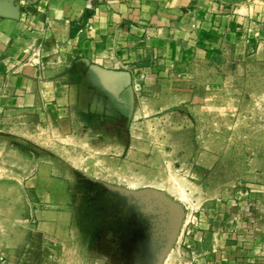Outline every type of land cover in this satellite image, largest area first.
<instances>
[{
  "label": "crops",
  "instance_id": "obj_1",
  "mask_svg": "<svg viewBox=\"0 0 264 264\" xmlns=\"http://www.w3.org/2000/svg\"><path fill=\"white\" fill-rule=\"evenodd\" d=\"M219 69L254 72L258 88L236 93L255 104L240 105L238 115H253L260 131L264 0H0V131L22 143L8 153L15 166L0 185V196L16 197L0 212L17 216L11 225L20 235L0 238V264H105L76 242L75 175L103 181L79 165L135 158L138 130L154 117H214V107L198 106L215 98L199 91V75ZM263 162L255 153L254 168L243 163L242 205L226 197L203 205L204 221L187 238L189 260L178 239L159 264H264Z\"/></svg>",
  "mask_w": 264,
  "mask_h": 264
},
{
  "label": "rangeland",
  "instance_id": "obj_2",
  "mask_svg": "<svg viewBox=\"0 0 264 264\" xmlns=\"http://www.w3.org/2000/svg\"><path fill=\"white\" fill-rule=\"evenodd\" d=\"M227 72L228 69H219L199 75L202 82L199 91H211L215 98L206 100L204 96L198 106L214 107V117L207 112H194L192 117L184 114L182 119L168 115L167 124L161 116L154 117L138 130L140 146L134 151L135 158L119 165H79L84 171L100 173L103 177V181L87 180L81 173L74 174V230L84 257H103L105 264H159L162 256L170 253L181 239L187 261L191 257L187 238L194 235L197 223L204 221L203 205L209 202L214 206L212 202L222 197L231 199L235 206L242 205L243 184L239 179L243 163L246 168H254L256 165L251 160L255 153L264 156V147L250 146L255 139L264 140V127L255 132V117L238 115L240 105L249 108L255 104V101L238 100L236 93L240 88L250 91L258 88L253 80L254 72L248 69ZM224 108L231 110L229 117L222 114ZM228 118L230 127L226 125ZM244 118L253 124L248 131L239 124ZM16 137L14 133L8 137L0 131L1 186L6 182L7 169L15 166L6 163L8 153H14L16 146L21 149L22 143ZM147 154L150 163L144 162ZM212 156L215 163L212 167L209 161L211 168H207V159ZM6 198L16 197L0 196L1 209L10 202ZM170 202L188 207L178 229V213ZM14 218L11 213L5 216L0 212V224L8 225L0 227L2 241L20 235L11 225Z\"/></svg>",
  "mask_w": 264,
  "mask_h": 264
},
{
  "label": "water",
  "instance_id": "obj_3",
  "mask_svg": "<svg viewBox=\"0 0 264 264\" xmlns=\"http://www.w3.org/2000/svg\"><path fill=\"white\" fill-rule=\"evenodd\" d=\"M172 205H173V207L175 208V210L178 213V225H177V229H178L179 228V224L181 223V220L183 219V216H184V208L181 205H179V204H172Z\"/></svg>",
  "mask_w": 264,
  "mask_h": 264
}]
</instances>
